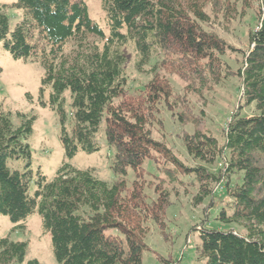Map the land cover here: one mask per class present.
I'll list each match as a JSON object with an SVG mask.
<instances>
[{
  "label": "trees",
  "instance_id": "trees-1",
  "mask_svg": "<svg viewBox=\"0 0 264 264\" xmlns=\"http://www.w3.org/2000/svg\"><path fill=\"white\" fill-rule=\"evenodd\" d=\"M100 1L108 35L90 16L86 0L0 3V43L13 59L36 61L43 68L40 92L50 89L48 103L60 119L66 159L80 150L99 152L102 133L114 150L115 174L109 183L93 169L64 162L48 180L41 169H33L28 141L36 117L17 112V125L12 112L0 110V216L8 217L16 232L39 214L60 264H144L150 250L146 220L165 214L170 184L192 178L199 186L196 205L209 198L211 206L217 190L229 199L216 214V227L202 223L197 228V264H264V0ZM10 10L22 13L13 30ZM249 11L256 12L257 26L234 71L227 55L240 50L217 29ZM128 43L138 53L139 69L152 66V79L137 92L125 76L123 47ZM158 70L178 75L188 94L203 99L230 77L241 80L243 102L223 132V143L208 131L183 133V146L195 165L154 137L155 127L162 125V107L195 128L202 119ZM67 92L70 118L64 108ZM247 107L253 108L249 115L242 111ZM146 160L158 175L144 167ZM217 161L220 167L211 170ZM130 172L133 186L140 187H129ZM148 174L154 176L150 181ZM145 183L158 192L148 212L137 205ZM27 255L26 241L0 238V264H23Z\"/></svg>",
  "mask_w": 264,
  "mask_h": 264
},
{
  "label": "rangeland",
  "instance_id": "rangeland-1",
  "mask_svg": "<svg viewBox=\"0 0 264 264\" xmlns=\"http://www.w3.org/2000/svg\"><path fill=\"white\" fill-rule=\"evenodd\" d=\"M17 0H0V3L13 4ZM90 16L94 19L105 33L109 34V24L102 9L100 0H86ZM11 29L21 20L22 13L19 10L9 11ZM257 26V14L249 11L247 15L233 22L229 26L218 27L217 31L229 44L240 51H230L227 55V62L234 71H237L243 63L242 51L249 47V32ZM127 57L124 67L125 76L128 79V87L132 92H137L149 82L153 77L152 66L139 69L138 53L135 47L128 43L123 47ZM0 110L12 112L13 119L17 125L21 120L17 117V112H22L28 117H36L33 125V134L29 139V144L33 155V169H41L42 173L52 180L64 162L69 163L80 170L93 169L96 175L106 182L112 183L115 174L111 169L112 156L114 150L109 147L102 133L98 139L102 143L99 152L88 154L79 151L71 160L66 159L65 150L60 141L61 124L57 112L50 106V89L45 94L40 92L43 77V68L40 63L31 60H15L4 49L0 43ZM162 75L167 76L171 81L174 91L181 97H187L191 109L202 115L200 127L181 123L176 119L175 114L163 108L160 111L159 119L162 125L154 129V137L167 143V145L188 165L196 163L188 156L182 142L184 132L193 133L196 130L208 131L216 136L221 143L224 142L223 132L227 128L232 114L241 108L242 105V84L238 76L230 77L225 83L214 88L212 92L205 93V99L197 94H188L184 81L178 75L164 70H158ZM65 111L68 118L71 113V96L67 92ZM42 102L48 103L47 106ZM252 107L244 108V114H251ZM71 124L68 120L67 127ZM19 166V164H18ZM21 166V165H20ZM144 167L154 175L159 171L153 163L146 160ZM220 162L217 161L211 170H217ZM154 178L148 174L147 180ZM133 173L128 177L129 187L133 186ZM185 184H170L171 194L169 206L165 214L153 219V215L146 220L147 238L146 242L150 248L145 252L144 264H197L196 247L200 243L198 227L202 223L210 227H216L217 212L225 206L229 199L222 191H216L212 200V208L209 206L211 200L208 198L203 204L196 205L194 197L198 193L199 186L192 178H184ZM142 199L139 211L143 208L148 212V208L153 211L154 203L158 201V192L152 185L143 184ZM145 200V201H144ZM155 218V217H154ZM23 231L20 229L13 231L14 225L6 216H0V238L9 236L15 241H26L28 243V255L23 264H27L30 259H38L40 264H60L53 253L52 238L50 234L44 232L41 216L35 214L23 223Z\"/></svg>",
  "mask_w": 264,
  "mask_h": 264
}]
</instances>
